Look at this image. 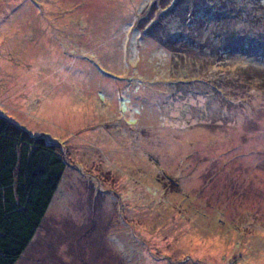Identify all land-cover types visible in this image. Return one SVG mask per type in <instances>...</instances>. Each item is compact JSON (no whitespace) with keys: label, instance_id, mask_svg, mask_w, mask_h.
Masks as SVG:
<instances>
[{"label":"rangeland","instance_id":"374dc122","mask_svg":"<svg viewBox=\"0 0 264 264\" xmlns=\"http://www.w3.org/2000/svg\"><path fill=\"white\" fill-rule=\"evenodd\" d=\"M157 0H0V114L67 162L15 264H264V73L176 57Z\"/></svg>","mask_w":264,"mask_h":264},{"label":"trees","instance_id":"16d2710c","mask_svg":"<svg viewBox=\"0 0 264 264\" xmlns=\"http://www.w3.org/2000/svg\"><path fill=\"white\" fill-rule=\"evenodd\" d=\"M137 24L177 58L244 59L264 73V0H157ZM26 131L0 114V264L24 255L67 165L59 144Z\"/></svg>","mask_w":264,"mask_h":264}]
</instances>
